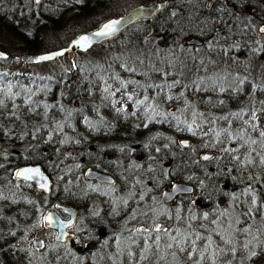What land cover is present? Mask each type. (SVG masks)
<instances>
[{
	"label": "trees",
	"instance_id": "16d2710c",
	"mask_svg": "<svg viewBox=\"0 0 264 264\" xmlns=\"http://www.w3.org/2000/svg\"><path fill=\"white\" fill-rule=\"evenodd\" d=\"M107 1L83 0L80 6H69L55 0L45 8L38 6L28 20L35 27L34 34L39 30L54 31L79 17H92L94 9L102 8ZM254 1L258 9L264 8V0ZM168 2L177 5L179 12L160 10L150 21L154 36L169 35L172 41L194 49L216 39L217 45L230 48L231 66L223 64L222 59L216 65L212 64L213 58L199 61L197 55L184 67L157 66L150 58H143L137 74L127 72L111 58L80 63L82 56L102 51L120 38L130 37L141 45L150 39L144 36L149 23L145 20L87 52L71 51L51 62L27 65L47 66L43 75L16 69V63H22L18 56L9 54L0 59V146L6 149L0 154V190L7 192L0 196V243L8 249L13 250L24 228L46 207L63 203L80 209L102 207L103 218L92 222L96 228L94 239L103 233V237L119 243L115 244L116 250L127 248V264H170L184 255H177L168 245L175 242L180 251L185 246L188 250L187 244L194 242L191 232L204 229L198 224L197 214L205 211L200 207H219L215 197L224 186L227 191L232 189L229 194L233 196L223 207L233 201L235 212L254 216L258 224L254 249L243 256L242 263L264 264V117L260 118L264 116V79L256 75L251 88L250 82L243 88H229L230 80L225 75L237 61L251 55V51L247 52L249 46L258 45L261 51L254 59L264 60L263 34L255 33L250 25L244 26L246 15L229 0H211L209 7L206 0ZM0 9V29L14 34L19 30L25 42L22 52H37L38 42L28 40L20 27L28 26V20L19 17L18 9L12 10L3 3ZM251 15L264 22L263 14ZM15 20L21 24H15ZM190 36L203 39L204 45H184L183 40ZM162 48L152 45L149 49L157 53ZM63 58L64 64L51 67ZM7 63L14 67L8 69ZM119 88L128 98L127 108L119 104L115 94ZM181 139H187L189 146H182ZM205 152H212L213 156L200 159ZM76 161L78 165L72 167L70 163ZM114 161L116 165L112 167ZM26 163L41 164L49 175V195L12 178L13 169ZM89 167L113 174L114 184L86 180L83 172ZM174 180L192 183L194 193L165 204L160 192ZM108 207L128 210L111 215ZM149 207L170 211L158 219L167 222L168 234L174 231L175 239L163 242L160 239L165 233L150 237L138 233L135 225L146 221L141 215ZM125 213H136L129 222V234L123 229ZM13 229L17 231L12 233ZM134 235L139 237L133 239ZM201 236L198 240L204 239L202 244L211 239L209 233ZM225 237L220 235L219 240L229 244L232 238ZM211 255L207 256L208 264ZM0 258L8 260L1 253ZM84 259L75 251L64 249L46 264H83ZM228 259V264H238L239 254H231Z\"/></svg>",
	"mask_w": 264,
	"mask_h": 264
},
{
	"label": "rangeland",
	"instance_id": "374dc122",
	"mask_svg": "<svg viewBox=\"0 0 264 264\" xmlns=\"http://www.w3.org/2000/svg\"><path fill=\"white\" fill-rule=\"evenodd\" d=\"M25 1L26 2L24 5L18 3V0H2L1 3L9 6L12 10L15 7L17 10V5L18 7L20 6L18 10L24 13L21 14V17L29 18L31 12L28 2L29 0ZM150 1L152 0H108L102 8L94 9L92 17H79L71 22L62 24L59 29H56L54 31L39 30L38 34H34L33 31L35 27L31 23V20H28V26L20 25V27L27 36L28 40H36L38 42L40 48L37 51H45L67 44L72 39V37H74L80 31L87 30L96 26V24H98L101 20L115 14L116 12H123L132 5L139 2L146 3ZM206 1L208 2L209 0ZM229 2L236 3L237 8L239 10L241 9V11L246 15V18L243 21V25H250L251 29L255 33H257V28L263 21L257 20L256 17H253V15H251L255 12L248 13V11L244 9V7L245 5L254 6L257 8L256 12H259V14L263 15L264 8L262 7L258 9L259 7L256 5V2L254 0H229ZM174 6L178 7L177 5ZM26 12H28L29 15L26 14ZM8 17H10L11 19L13 18L11 14H9ZM14 22L15 24H17V20H15ZM18 31L16 32L17 34H14L10 31H3L0 29V49L11 55H14L15 57L22 53V48L25 44L23 39L20 37V35L22 36V33ZM259 34H263L262 36L264 37V33ZM36 36H38L39 39L36 38ZM165 37L166 36H152L150 39L145 40L143 43L141 42V45L139 46L135 41L131 40L130 37L127 38L130 40V42L125 38L124 40L120 38L118 40H114L112 44L109 45V47L103 48L102 51H94L88 55L82 56L79 61L80 63L86 62V64H91L98 63V61L100 60L105 61L111 58L114 63L119 64L121 68H124L127 72H131L133 74H137L141 71V61H143V58L148 60L150 58L157 64V66H173L178 64L184 67V65H186L194 55L198 56L197 58L199 59V61H203L206 58H213V65H216L218 62H220L221 59L223 60V64H230L229 66H231V64L233 63V57L228 58V55H230V48H222L221 45H217L219 43H216V39L207 41L206 45L200 49L185 47L181 44V42L172 41L170 39L169 44L160 49L157 53L150 52L149 48L152 45L157 46L158 41L165 39ZM249 48L250 49H248L249 51L247 52L251 51V55H246V58L237 61V65H232L234 68H232L231 71L229 70L228 73L225 74L227 75V77H229L230 80V83L228 85L225 84L229 86V88H243L247 84V82H250L249 87L251 88L253 86L255 77H257L256 75L264 79V60L256 61L254 59V56L258 55V53L261 51V48H259L258 45H254L253 47L249 46ZM65 61L66 58H63L62 60L53 63L51 67H60V65L64 64ZM7 64L8 65L6 66L8 69H12V67H14L10 66L9 63ZM15 68L19 71L29 72L33 75H43L48 71L47 66H27L24 63H16ZM115 94L117 98H119L120 106L127 108L130 103L128 102V98L125 94L124 89L119 88L118 91L116 90ZM263 117L264 116H261L260 118ZM4 151H6V149L0 146V154H3ZM78 163L79 162L76 161L70 163V165L74 167L78 165ZM115 165L116 162L114 161L112 163V167ZM4 189L5 188H3L2 190ZM223 189L224 190L220 192L221 194L215 197L216 201L219 196H224L226 200H229V197L233 196L232 194H229L232 189H229L227 191V188L224 186ZM5 193L7 194V192L3 193L0 190V196ZM232 202L233 201H230L228 207L219 206L218 204L217 205L219 207H200L204 208L205 211H200V213L197 214V218L199 217V221L201 222H199L198 224H200V228L204 229L202 231L200 230V232H191L192 236H190V238H192L194 242L192 241L193 243L187 244L189 245L188 250L185 246V250L183 249L182 251H180L177 244H174L175 242H173L172 247L175 253L177 255L183 254L184 258H182L181 260H178V258H174V261H170V264H208L206 259L209 253L212 254L211 264H228L230 262L228 258L231 254L234 253L239 254L240 260H238V264H243V256L248 255V253L254 249V246L256 244L257 234L259 231L258 224L254 216L253 218L249 217L248 214H240L239 211L235 212L236 207H234V203ZM101 209L102 207H83L82 209H80L79 207V216L74 229L80 232H85L86 236L88 237L95 238L96 228L93 227L92 222L94 221V219L101 220L103 218V214L105 213L100 212ZM147 209L148 211L143 213L141 217L147 218L146 221H148V223L153 220H157L163 215L168 216L170 214V211L168 212L167 209H161L158 207H149ZM191 211L193 212L192 207ZM135 217L136 213H125V220H123L122 222L124 231H127L126 234L132 232L129 227V222L135 219ZM192 217L193 216H190V221H192ZM111 230L112 228H110V231ZM16 231L17 229H13L12 233ZM45 231L46 229L42 225L41 221L35 223L33 226L27 225L22 231V235L18 239L20 241V244L18 245V247L15 245L16 250L15 247L13 248V250L12 248L10 250L7 248V245H3L0 243L1 255L5 259H8V262L10 264L51 263L49 262V260L53 257L57 258V252L60 253L62 252V250H54L52 248V245L54 243V233L46 234ZM138 233L140 234L141 232L138 231ZM204 233H209V237L211 239L202 244L204 239L198 240L195 235L199 237ZM39 234H42L44 237H46V239L49 240L50 244L47 246L48 248L45 251L29 258V248H32L31 239ZM153 235V233L148 234L146 235V237H150ZM220 235L224 238H227L225 237L226 235L228 236V238H232L230 240L231 242L229 244H226L224 243V241L219 240ZM137 237L139 236L134 235V237L132 238L134 239ZM173 237H175V232L171 230L169 234H167L166 236H162L160 240L163 242L170 241L171 239H173ZM199 238H202V236ZM115 244L119 246V243H114L108 236L101 237V235H99L94 250L87 257H85L84 261L88 259L94 264H127V262L130 260L128 256L129 252L126 250L127 248H119L116 250ZM197 245H199V247ZM203 245L205 248L202 247ZM194 247H196L195 250H193Z\"/></svg>",
	"mask_w": 264,
	"mask_h": 264
},
{
	"label": "water",
	"instance_id": "95a60500",
	"mask_svg": "<svg viewBox=\"0 0 264 264\" xmlns=\"http://www.w3.org/2000/svg\"><path fill=\"white\" fill-rule=\"evenodd\" d=\"M167 3H168V0H152L146 3L145 2L136 3L119 14L111 15V16L104 18L96 26L90 29H87V30L80 31L74 37H72V39L65 45H62V46H59L57 48H53L50 50H45V51L22 52L18 55V58L25 65H39V64L51 62L59 57H63L67 53H70L71 51L87 52L88 50L92 49L94 46H97L104 42L115 39L125 29H127L128 27H130L131 25H133L134 23L140 20L149 21L147 25V30L144 33V36L146 38H151L155 34V29H154L153 23L150 21L156 16V14L164 6L167 5ZM209 3H210V0L208 1V4ZM244 9L247 10L248 13H254L257 11V8L251 5H245ZM178 12H179L178 7L176 6L171 7L172 14H176ZM114 19L121 20V25L119 26L120 30L117 31L114 35L110 37L95 38L93 40V43L86 49H82L74 43L75 41L79 39L80 36L91 35L92 33L98 31L105 23L111 20H114ZM261 27H264V22H262L257 28V31L259 33H264V32H260ZM169 42H170V36L167 35L165 39L158 41V45L161 47H165L167 44H169ZM183 44L186 46L200 47L204 44V40L196 36H190V37H186L183 40ZM57 52H64V55H60V56L54 55ZM0 53L3 54V56H0V59H6L9 56V53L1 49H0ZM45 55H52L53 59L43 60V61L38 59L40 56H45ZM179 142L184 147L189 146V141L187 139H181ZM204 156L212 157L213 153L212 152L202 153L200 155V159L205 160L203 159ZM107 157H110V155H107ZM26 168H39L42 176L46 178L47 188L40 187V184L45 183V180H41L40 177H34L32 180H26L24 177L16 176L17 171H21ZM83 176L88 181H95L100 184L112 185L115 182V177L111 173L103 171V170L95 169V168H90V167L84 170ZM12 178L14 180L32 184L37 191L45 194L46 196L51 193L52 181L49 175L44 171L43 167L39 163H26V164H22V165L15 167L12 171ZM184 189H191V191H185ZM194 190H195V187L192 183L181 181V180H174L173 182L170 183L168 187L163 188L161 190L160 198L165 204H169V203H172L178 196L192 195L194 193ZM216 202L218 205L224 206L227 200L224 196H219ZM55 207L59 208L62 213L68 215V218L63 219L61 215L59 214V212L56 209H53V210H48L43 214L42 223L45 228L56 231L55 240L57 242H63L65 241L67 237H70V236L73 237V233L69 232L67 229L71 227L75 222V216H76L75 209L73 208L72 205L63 204V203H56ZM49 216H51V222H49V220L46 219ZM157 225L161 226L164 229H168V226L163 221L157 222L152 227V229L155 230ZM144 229H147L148 231L150 227H147L146 225H143V224H140L137 226V230L139 231H143ZM43 243H44L43 238L39 237L34 242L35 248L36 249L41 248L43 246ZM94 248H95V242L88 241L85 244L82 251L93 250ZM2 264H8V263L3 262ZM85 264H91V263L87 261Z\"/></svg>",
	"mask_w": 264,
	"mask_h": 264
},
{
	"label": "flooded vegetation",
	"instance_id": "af4514ba",
	"mask_svg": "<svg viewBox=\"0 0 264 264\" xmlns=\"http://www.w3.org/2000/svg\"><path fill=\"white\" fill-rule=\"evenodd\" d=\"M1 1L2 0H0V4H1ZM51 1H55V0H39V2H37L36 0H29L28 2H29V5H30V9H31V12H30V14H33V12H34V9H37V7L38 6H41L42 5V7H46L47 5H48V3L49 2H51ZM61 2H62V4H68L69 6H71V5H73V4H75V5H78V6H80V4H82L83 3V0H60ZM25 0L23 1V0H18V3H21V4H25ZM172 6H174V5H172V4H170V2H168L167 3V5L166 6H164L162 9H165L166 11H169V13L170 14H172L171 13V7ZM210 6V3L208 4V2H207V7H209ZM2 7V6H1ZM20 7V6H19ZM19 7H18V5H17V9H19ZM15 9H16V7H15ZM161 9V10H162ZM1 10V9H0ZM1 12V11H0ZM23 12H21L20 14H19V17L20 18H22L21 17V14H22ZM24 14V13H23ZM26 14H28V12H26ZM29 15V14H28ZM24 19H27L28 20V18L26 17V18H24ZM17 24H21L20 23V21L18 22V20H17ZM160 37V36H159ZM108 158H110V157H108ZM85 170V169H84ZM113 175V174H112ZM114 176V175H113ZM18 181V180H17ZM114 184V183H113ZM107 185V184H106ZM73 206V205H72ZM220 206V205H219ZM73 208L75 209V222H74V224L71 226V227H69L67 230L69 231V232H72L73 233V237H67L66 239H65V241H63V242H57L56 240H55V235H56V231L55 230H51V229H47V228H45L46 229V231H45V233L46 234H50V233H54V237H53V239H54V243H53V249L54 250H64V249H67V250H71V251H75L77 254H79L80 256H83V257H87L90 253H92V251L94 250H87V251H82L83 250V248H84V246H85V244L88 242V241H93V242H95V245H96V242H97V239H92V238H90V237H88V236H86V233L85 232H80V231H78V230H75L74 228H75V225H76V223H77V219H78V216H79V208H77V207H74L73 206ZM106 208V207H105ZM53 209H56L58 212H59V214L61 215V217L63 218V219H67L68 218V215H66V214H64V213H62L61 211H60V209L59 208H57V207H55V204L53 205V207H46V209L42 212V214L40 215V217H38L36 220H34V221H32L31 223H29V225H34L35 223H37V222H39V221H41V223H42V216H43V214L46 212V211H48V210H53ZM107 209H110L111 211H112V215H115V212L114 211H119V212H125V211H127L128 210V208L127 207H108ZM118 213V212H117ZM159 221H163L167 226H168V224H167V222L166 221H164V220H160V219H157V220H153V221H151L150 223H148V221H145V222H142V223H138L137 225H136V229H137V226L138 225H140V224H143V225H146L147 227H150V229L147 231V232H145V231H139V232H141V233H144V234H146V235H148V234H155V233H158V232H156L155 230H153L152 229V227L157 223V222H159ZM148 223V224H147ZM42 225H43V223H42ZM44 226V225H43ZM168 228H169V226H168ZM168 230V229H167ZM160 233H164V232H160ZM99 234V233H98ZM101 234H103V233H100L99 235H101ZM39 237H41V238H43V241H44V243H43V246L41 247V248H39V249H36L35 248V244H34V242L39 238ZM101 237H102V235H101ZM19 238H17L16 239V241H15V245L18 247V245L20 244V241L18 240ZM31 243H32V248H29V258L30 257H33L34 255H36V254H39V253H41V252H43V251H45L48 247V245L50 244V242H49V240L48 239H46V237H44L42 234H39V235H36L35 237H33L32 239H31ZM17 249H20V248H17ZM87 261H89L91 264H93L90 260H88V259H86V261H84V263L83 264H85ZM3 262H6V263H8V264H10L9 262H8V260H4V259H1L0 258V264H2Z\"/></svg>",
	"mask_w": 264,
	"mask_h": 264
},
{
	"label": "snow or ice",
	"instance_id": "6c2138e0",
	"mask_svg": "<svg viewBox=\"0 0 264 264\" xmlns=\"http://www.w3.org/2000/svg\"><path fill=\"white\" fill-rule=\"evenodd\" d=\"M37 2H39V0H37ZM120 25H121L120 19L111 20V21L105 23L98 31L92 33L91 35L80 36L79 39L77 41H75L74 43L78 47H80L82 49H86L87 47H89L93 43V40L95 38L110 37V36L114 35L117 31L120 30L119 29ZM260 32H264V27L260 28ZM54 55H57V56L64 55V52H57ZM0 56H3V54L0 53ZM38 59L41 61L51 60V59H53V56L52 55H45V56H40ZM172 86L173 85H169L168 87H172ZM129 98H131V97H129ZM0 103H2V102H0ZM140 103H143V101H140ZM221 103H223V101H221ZM234 115H239V113H234ZM224 119H227V117H224ZM225 131H227V130H225ZM261 135L264 136V132H262ZM217 136H219V133H217ZM253 143H255V141H253ZM224 150L230 151L228 149H224ZM231 151H235V149H232ZM203 159L207 160V159H210V157L204 156ZM249 163H251V161H249ZM16 176L17 177H24L26 180H32L34 177H40L41 180H45V183L40 184V187L41 188H47L46 178L42 176L39 168H26V169H23L21 171H17ZM184 190L185 191H191V189H184ZM165 195H167V194H165ZM253 203H255L254 198H253ZM46 219H48L49 222H51V216L47 217ZM155 230L158 233L163 231L165 234H168V230L162 228L159 225L156 226ZM143 231L147 232V229H144ZM197 238H199V237H197ZM173 239H175V237H173ZM157 240H159V237H157ZM168 247L171 248L172 245L169 244ZM252 255H255V252H253Z\"/></svg>",
	"mask_w": 264,
	"mask_h": 264
}]
</instances>
